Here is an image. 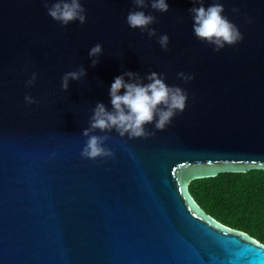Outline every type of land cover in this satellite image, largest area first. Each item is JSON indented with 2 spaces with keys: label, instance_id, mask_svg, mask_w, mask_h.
Here are the masks:
<instances>
[{
  "label": "water",
  "instance_id": "95a60500",
  "mask_svg": "<svg viewBox=\"0 0 264 264\" xmlns=\"http://www.w3.org/2000/svg\"><path fill=\"white\" fill-rule=\"evenodd\" d=\"M166 2L167 13L143 10L170 51L126 23L132 0H81L86 22L66 27L42 0H0V264H264V243L189 190L198 178L264 169V0H221L244 39L219 52L196 39L191 0ZM81 65L86 76L62 90ZM125 71L164 73L187 91L186 108L147 139L108 133L111 158H82V130L97 102L111 110Z\"/></svg>",
  "mask_w": 264,
  "mask_h": 264
},
{
  "label": "clouds",
  "instance_id": "9594fccd",
  "mask_svg": "<svg viewBox=\"0 0 264 264\" xmlns=\"http://www.w3.org/2000/svg\"><path fill=\"white\" fill-rule=\"evenodd\" d=\"M191 2L193 6L188 12L193 20L192 29L197 40L213 46V51L219 52L226 45L233 46L244 39L238 26L223 15L225 8L221 0H213L207 7L204 0ZM42 3L47 9V15L62 26L66 27L76 21L80 24L86 22V9L81 0H42ZM132 3L134 8L126 17L129 27L140 29L142 33H147L149 38L157 37L160 47L170 51L169 36L166 33L158 35L156 28L151 27L157 22V17L151 13L146 14L143 10L150 6L155 12L167 13L169 5L166 0H132ZM232 12H239V9L233 8ZM246 22L252 23L251 18ZM102 52L103 48L99 43L90 48L88 56L93 67L99 63ZM85 76L86 70L83 65L76 70L65 72L61 78L62 90L69 89L70 81H79ZM177 77L184 83L194 79L193 74L183 71L177 73ZM37 78L38 74L33 72L25 82L26 87L33 86ZM109 96L111 110L104 103L97 102L89 119V127L82 130V135L86 137L80 153L82 158L95 160L113 157V150L106 144L111 139L108 133L113 130L120 137L127 136L128 139H147L154 136L156 131L165 130L173 118L185 110L188 100L185 89L168 85L165 82V74L156 71L144 77L132 71L123 72L114 78ZM24 99L27 104L39 103L31 95H25ZM150 124L154 125L153 130L146 127ZM97 130L105 134H95Z\"/></svg>",
  "mask_w": 264,
  "mask_h": 264
},
{
  "label": "trees",
  "instance_id": "16d2710c",
  "mask_svg": "<svg viewBox=\"0 0 264 264\" xmlns=\"http://www.w3.org/2000/svg\"><path fill=\"white\" fill-rule=\"evenodd\" d=\"M189 190L207 213L264 243V169L198 178Z\"/></svg>",
  "mask_w": 264,
  "mask_h": 264
}]
</instances>
